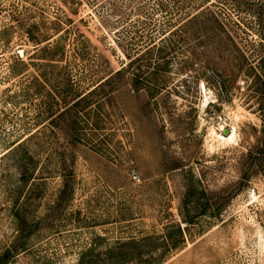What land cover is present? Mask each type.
Returning a JSON list of instances; mask_svg holds the SVG:
<instances>
[{
  "label": "rangeland",
  "instance_id": "374dc122",
  "mask_svg": "<svg viewBox=\"0 0 264 264\" xmlns=\"http://www.w3.org/2000/svg\"><path fill=\"white\" fill-rule=\"evenodd\" d=\"M141 2L0 0V264H264V2Z\"/></svg>",
  "mask_w": 264,
  "mask_h": 264
},
{
  "label": "trees",
  "instance_id": "16d2710c",
  "mask_svg": "<svg viewBox=\"0 0 264 264\" xmlns=\"http://www.w3.org/2000/svg\"><path fill=\"white\" fill-rule=\"evenodd\" d=\"M155 9L160 14L162 18V24L158 27L152 25L149 26V21L153 22L154 16L152 12L148 10H142V2L137 3L135 12V18L131 19L127 23L129 28L134 27L139 31L147 30L149 39L144 44V51L149 55L146 56L144 63H141V58L138 56L135 57L138 59L137 67L144 65L150 66L151 68H156L161 62H166V53H164L165 45L163 41L168 39V36H171L172 33H175L176 36L181 37L184 29V25L190 21H196L199 26H194L192 30L200 32V35L206 34L208 31L211 32L212 36L216 37L217 42L221 35V27L223 24L222 15L219 11L211 10L210 4L206 3L208 0H154ZM215 4L222 5L224 3L231 4L235 11H237V4L240 0H213ZM245 2H253L255 0H244ZM257 1V0H256ZM264 2V0H263ZM240 11V9H238ZM171 24V26H169ZM168 26V27H167ZM130 30V29H128ZM132 30V29H131ZM129 32V31H128ZM159 36V37H158ZM158 37V41L155 38ZM162 45H161V43ZM218 44V43H217ZM219 45V44H218ZM206 46V45H205ZM140 61V62H139ZM128 63V62H127ZM125 65V64H124ZM123 68V66H121ZM137 75V74H136ZM137 83H135V86ZM155 89V88H154Z\"/></svg>",
  "mask_w": 264,
  "mask_h": 264
}]
</instances>
